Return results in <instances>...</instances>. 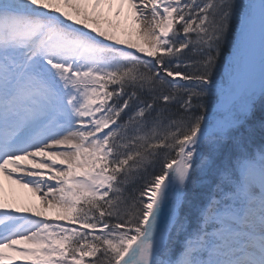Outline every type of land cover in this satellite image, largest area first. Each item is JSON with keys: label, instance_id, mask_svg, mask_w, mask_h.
Listing matches in <instances>:
<instances>
[{"label": "snow or ice", "instance_id": "snow-or-ice-1", "mask_svg": "<svg viewBox=\"0 0 264 264\" xmlns=\"http://www.w3.org/2000/svg\"><path fill=\"white\" fill-rule=\"evenodd\" d=\"M0 264H264V0H0Z\"/></svg>", "mask_w": 264, "mask_h": 264}, {"label": "bare ground", "instance_id": "bare-ground-1", "mask_svg": "<svg viewBox=\"0 0 264 264\" xmlns=\"http://www.w3.org/2000/svg\"><path fill=\"white\" fill-rule=\"evenodd\" d=\"M17 192H18V194H20V195H25L24 193H23V191L22 190H17ZM27 195H29L30 196V194H27Z\"/></svg>", "mask_w": 264, "mask_h": 264}]
</instances>
